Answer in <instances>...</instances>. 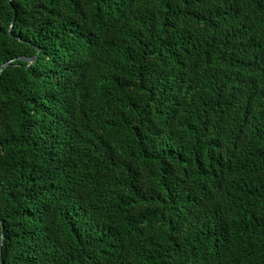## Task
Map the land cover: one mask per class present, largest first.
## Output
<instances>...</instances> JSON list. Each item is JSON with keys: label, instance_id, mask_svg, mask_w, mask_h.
Returning <instances> with one entry per match:
<instances>
[{"label": "trees", "instance_id": "16d2710c", "mask_svg": "<svg viewBox=\"0 0 264 264\" xmlns=\"http://www.w3.org/2000/svg\"><path fill=\"white\" fill-rule=\"evenodd\" d=\"M7 61L0 264H264V0H0Z\"/></svg>", "mask_w": 264, "mask_h": 264}, {"label": "water", "instance_id": "95a60500", "mask_svg": "<svg viewBox=\"0 0 264 264\" xmlns=\"http://www.w3.org/2000/svg\"><path fill=\"white\" fill-rule=\"evenodd\" d=\"M37 50H38V52H39V48H37ZM38 52H37L35 55H33V56H30V57H20V59L23 60V61L28 62L29 64H31V63H33V62L37 59ZM8 63H9L8 61H7V62H4V63L0 66V70H1L4 66L8 65ZM1 236H3V227L1 228Z\"/></svg>", "mask_w": 264, "mask_h": 264}]
</instances>
